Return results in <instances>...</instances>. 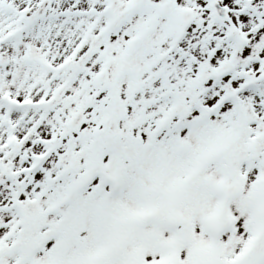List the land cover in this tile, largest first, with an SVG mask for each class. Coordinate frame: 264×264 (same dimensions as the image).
Masks as SVG:
<instances>
[{
	"label": "snow or ice",
	"instance_id": "1",
	"mask_svg": "<svg viewBox=\"0 0 264 264\" xmlns=\"http://www.w3.org/2000/svg\"><path fill=\"white\" fill-rule=\"evenodd\" d=\"M0 264H264V0H0Z\"/></svg>",
	"mask_w": 264,
	"mask_h": 264
}]
</instances>
